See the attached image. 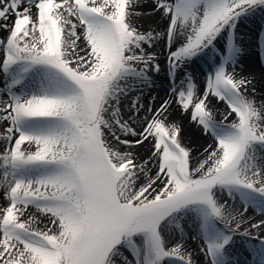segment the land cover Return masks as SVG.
I'll return each instance as SVG.
<instances>
[{
    "label": "snow or ice",
    "instance_id": "6c2138e0",
    "mask_svg": "<svg viewBox=\"0 0 264 264\" xmlns=\"http://www.w3.org/2000/svg\"><path fill=\"white\" fill-rule=\"evenodd\" d=\"M258 12L0 0V264H264Z\"/></svg>",
    "mask_w": 264,
    "mask_h": 264
},
{
    "label": "bare ground",
    "instance_id": "6f19581e",
    "mask_svg": "<svg viewBox=\"0 0 264 264\" xmlns=\"http://www.w3.org/2000/svg\"><path fill=\"white\" fill-rule=\"evenodd\" d=\"M253 19L255 20L256 25L259 22L263 23V20L259 19V17L257 18V16L253 17ZM241 34L244 37L245 47H246V58H245V63L243 65V71L245 73H250V72L255 73L257 76V80H259L261 69L262 67H264V62L261 61L262 53L259 47V41L254 36L256 35L254 33V30L247 27L246 24L241 26ZM237 71H241V68L238 67ZM160 95H163V92H161ZM223 107L224 106L221 104L220 108L223 109ZM242 259L250 260L251 256L249 253H247V251H244Z\"/></svg>",
    "mask_w": 264,
    "mask_h": 264
},
{
    "label": "rangeland",
    "instance_id": "374dc122",
    "mask_svg": "<svg viewBox=\"0 0 264 264\" xmlns=\"http://www.w3.org/2000/svg\"><path fill=\"white\" fill-rule=\"evenodd\" d=\"M256 16H257V18L259 17V19H261V14H260L259 12L256 14ZM256 16H255V17H256ZM245 24L247 25V27H249L250 29L254 30V33L256 34V35H254V36H255V38L258 39V41L260 42V40H261V32L264 31V20H263V23H262V22H259V23L256 25L255 20L252 18L251 20L247 21ZM198 66H199L200 68L204 69V72H203V73H199V75L202 77L203 75L206 74V71H207V65L204 64L203 61H200V62L198 63ZM194 67H195V66H194ZM222 105H223V104H222Z\"/></svg>",
    "mask_w": 264,
    "mask_h": 264
}]
</instances>
